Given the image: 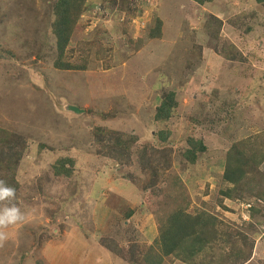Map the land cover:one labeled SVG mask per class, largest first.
Wrapping results in <instances>:
<instances>
[{"label":"rangeland","instance_id":"374dc122","mask_svg":"<svg viewBox=\"0 0 264 264\" xmlns=\"http://www.w3.org/2000/svg\"><path fill=\"white\" fill-rule=\"evenodd\" d=\"M56 3L0 0V128L23 142L17 165L1 170L0 180L15 188L12 203L25 214L4 229L0 264H144L158 217L173 209L153 195L167 186L164 175L146 187L147 169L161 157L181 182L176 205L244 233L250 256L240 263L264 264V203L220 192L230 186L222 175L233 144L258 152L260 170L247 174H264V4L129 0L128 12L86 0L63 56L84 70L63 71L53 66ZM158 21L161 38L149 39ZM167 93L177 105L168 120L157 121ZM70 105L83 112L68 111ZM189 139L207 149L190 167L181 157ZM64 156L74 160V172L57 178L52 164ZM254 205L261 212L252 218ZM219 242L213 254L231 252L228 240ZM236 244L246 249L241 240ZM203 256L187 264H202ZM162 264L186 263L170 256Z\"/></svg>","mask_w":264,"mask_h":264},{"label":"trees","instance_id":"16d2710c","mask_svg":"<svg viewBox=\"0 0 264 264\" xmlns=\"http://www.w3.org/2000/svg\"><path fill=\"white\" fill-rule=\"evenodd\" d=\"M101 2V8L106 9L109 6L117 7L118 11L129 9V0H98ZM197 5H205L211 3L213 0H189ZM85 0H57L53 7L54 20L51 23V34L55 38L56 59L53 66L57 70L73 71L84 70V68L73 65L63 60L64 52L69 44L71 35L74 32L75 25L80 19L82 11L85 9ZM258 5L264 4V0H255ZM92 5V2L88 3ZM105 4V5H104ZM103 5V6H102ZM109 5V6H108ZM100 12V11H99ZM98 12V13H99ZM18 17L27 21H33L31 16H23L18 14ZM160 21L156 23V27L149 32V39L161 38ZM206 32L210 33L207 29L209 23L203 25ZM220 24L214 31H219ZM46 37V32H42ZM19 38V37H18ZM229 48H233L232 44L228 43ZM228 56V55H226ZM225 56V57H226ZM177 103L173 93H167L154 115L155 120L162 121L168 120L171 116V111L176 107ZM158 139L165 143L167 135L163 131L158 132ZM257 140V139H256ZM23 142L14 133L0 128V171L10 173L16 164L19 157V149L22 148ZM20 146V147H19ZM43 148V146H40ZM248 147V144L239 143L238 146L233 144L225 153L224 158V172L222 180L226 187L225 190L220 191L221 195L230 200H237L239 202H248L250 198H254L256 202L264 203V174L258 171H252V174H247L253 168L258 170L257 151L254 153L246 154L242 149ZM4 148L10 151L9 155L3 154ZM207 151L202 141H194L189 139L187 148L182 152V159L186 161L187 166H193L196 160L205 154ZM3 155V157H2ZM160 163L163 162L162 157L158 158ZM5 163V164H4ZM151 166L147 169L150 174L151 182L146 187L155 185L159 175L165 176L168 184L164 188L160 187L153 192V195H159L156 204H162L164 201H170L167 206L173 208L171 213L166 217H158L160 223L159 233L155 238L153 245L149 251L141 255V261L144 264H162L164 258L173 257L182 263H192L194 257L203 256L205 261L202 264H225L226 262L238 261V263L249 260L250 250L247 243V237L241 231L230 232L224 227V222L217 217L205 213L191 215L186 212L184 208L186 205H176V200L181 195L180 179L177 173H172L171 164L164 161L161 165ZM150 166V165H149ZM159 168V170L157 169ZM53 175L57 178L70 177L74 172V160L70 157H58L52 164ZM170 171V172H169ZM164 172H168L166 175ZM9 181V179H8ZM11 186V185H8ZM13 187V186H11ZM165 194L168 195L165 196ZM151 199L149 196L145 198L146 201ZM185 203V202H184ZM257 203V204H258ZM187 204V202H186ZM256 204V205H257ZM256 205L250 206L249 215L255 218L261 212L260 208ZM183 206V207H181ZM224 208V206H223ZM162 218V219H161ZM228 240L231 244V252L227 254L215 255L213 249L219 241ZM241 240L245 250L239 248L236 244ZM250 244V243H249ZM139 262V261H138ZM36 264H42L38 261ZM241 264V263H240Z\"/></svg>","mask_w":264,"mask_h":264},{"label":"clouds","instance_id":"9594fccd","mask_svg":"<svg viewBox=\"0 0 264 264\" xmlns=\"http://www.w3.org/2000/svg\"><path fill=\"white\" fill-rule=\"evenodd\" d=\"M15 195V188L8 186L5 181L0 180V202H7L3 207H0V241L6 239L4 229L23 222L25 219V214L21 212L15 203H12Z\"/></svg>","mask_w":264,"mask_h":264},{"label":"water","instance_id":"95a60500","mask_svg":"<svg viewBox=\"0 0 264 264\" xmlns=\"http://www.w3.org/2000/svg\"><path fill=\"white\" fill-rule=\"evenodd\" d=\"M67 110L72 112V113H75V114H81L83 112L79 108H77L75 106H71V105L67 107Z\"/></svg>","mask_w":264,"mask_h":264}]
</instances>
